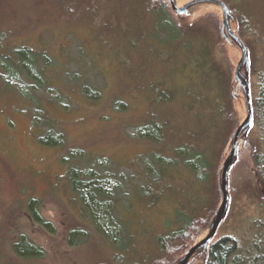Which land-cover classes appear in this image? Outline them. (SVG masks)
Masks as SVG:
<instances>
[{
  "label": "rangeland",
  "instance_id": "rangeland-1",
  "mask_svg": "<svg viewBox=\"0 0 264 264\" xmlns=\"http://www.w3.org/2000/svg\"><path fill=\"white\" fill-rule=\"evenodd\" d=\"M156 1H165L167 6L170 4L168 0H151ZM175 1L179 7L191 2ZM222 1L230 8V26L248 49L250 62L242 67V73L250 84L253 100L259 92L258 78L263 76L264 71V0ZM133 3L138 2H121ZM0 4H3L2 13H7L2 15L5 19L11 15L17 21L18 16L23 14L26 17L29 14L36 16L30 8L26 10L29 13H8L12 8L17 9L22 4L21 0H0ZM169 10L170 18L183 28L203 24L211 29L216 56L224 62L226 70L233 73L231 91L238 122L232 131L231 127L225 131V145L221 149L219 208L222 204V165L232 149L236 128L247 116L243 88L234 73L242 50L234 39L224 36V16L219 4L203 1L193 4L187 14L180 15L171 6ZM30 24H33V29L12 39L11 47L26 44L46 49L49 61H45L48 64L44 74H39L37 83L40 86L35 87L34 82L26 84L12 77L2 76L3 79H0V264H26L15 257L10 245L23 236L41 245L47 252L46 258L27 264H119L121 261L126 264L143 259L150 253L154 255V237L181 228V216L176 212L174 197L165 198L152 207L140 193L148 175L147 163L151 162L149 153L152 149L140 137V128L132 126L139 125L146 110L141 96L133 98V94L121 93L117 88L118 74L123 71L120 57L112 51L102 52L98 40L82 27L69 32L72 36L67 37L63 24L35 20ZM252 66L260 74L251 72ZM8 83L13 85V89ZM84 83L88 89H83ZM118 96L127 101L126 108L121 107ZM51 121L61 127L66 138L64 146L45 145L40 140L41 136H59L60 129L55 131ZM257 135V127L252 125L240 137L238 155L229 173L230 205L212 243L206 251L194 254L189 264H208L213 244L236 234L239 229H246L253 217L264 220V208L261 209L258 204L260 196L255 200L249 196L250 193L260 194L263 191L252 164ZM70 152L74 155L72 161ZM63 156L70 161L64 162ZM70 162L80 173L78 179L81 182H90L95 178L101 187L100 192L107 196V200H102L103 204L98 207H110L113 223L119 229L118 236L111 233L108 244L99 242L95 246L94 240H91L85 249H77L66 243L65 237L70 230L79 225L84 227V222L91 224L88 200L83 198L80 189L73 188L71 176L74 173L68 171ZM82 172H88L89 176H84ZM196 189L193 186V191ZM31 207L39 209V220L33 216ZM215 214L206 223L202 222V230L186 246L182 241L183 246L178 247V244L166 258L160 259L162 264H178L190 247L210 232ZM45 222H50V226H45ZM262 231L264 233V227ZM127 237L133 243L137 256L127 255Z\"/></svg>",
  "mask_w": 264,
  "mask_h": 264
},
{
  "label": "trees",
  "instance_id": "trees-1",
  "mask_svg": "<svg viewBox=\"0 0 264 264\" xmlns=\"http://www.w3.org/2000/svg\"><path fill=\"white\" fill-rule=\"evenodd\" d=\"M21 1L17 9L12 8L8 13H29L26 10L30 8L31 12H36V16L29 14L26 17L23 14L18 16L17 21L11 15L5 19L2 15L7 13H2L3 4H0V79H3L2 76L12 77L26 84L34 82L35 87L38 85L39 74H44L48 64L45 61H49L47 50L26 44L13 48L11 40L28 34L33 29V24H30L33 20L46 21L66 26L67 37L72 36L68 33L75 32L78 27L91 33L100 43L98 46L102 52L112 51L120 57L123 71L121 75L120 72L118 74L117 88L122 94H133V98L141 96L146 110L139 125L132 126L140 128V137L152 149L149 153L151 162L147 163L148 175L144 178L145 185L140 188V193L152 207L165 198L174 197L176 212L181 216V228L154 237V255L150 253L143 259L126 264H162L163 260L160 259L166 258L178 244V247L183 246L182 241L186 246L193 240L202 230V222L206 223L218 209V176L225 131L230 127L232 131L238 122L231 91L233 73L226 70L224 62L216 56L211 29L203 24L189 28L177 25L170 18L168 1L169 6L165 1L151 0H130L138 2L133 4H121L122 0ZM20 27L26 29L21 30ZM255 69V66L250 67L251 72L260 74ZM262 72L263 76L258 78L259 92L253 99V125L257 127L258 135L252 164L263 191L249 195L252 200L260 196L258 204L261 209L264 208ZM87 87L84 83L83 89ZM118 97L117 101L122 102L121 107L126 108L127 101ZM50 125L55 131L60 129L59 136H41L40 140L45 145L64 146L66 138L61 127L55 121H51ZM69 156L72 161L73 153L70 152ZM67 160L70 161V158L63 156V161ZM73 165V162L68 164V171L74 173L71 182L73 188L80 189L83 198L88 200L86 203L90 207L91 224L84 222V227L79 225L70 230L65 237L66 243L77 249H85L91 240H94L95 246L99 242L108 244L111 233L118 236L119 229L113 223L110 207H98L103 204L102 200H107V196L100 192L101 187L95 178L90 182H81L78 179L80 173ZM82 174L89 176L88 172ZM193 186L197 188L194 191ZM30 210L38 219L39 209L31 207ZM50 224L45 222V226ZM247 224L246 229H239L236 234L211 246L208 264H264V220L253 217ZM247 234L250 236L247 237ZM129 240L125 243L127 255L137 256ZM10 245L15 257L26 264L47 257L41 245L24 236L15 239Z\"/></svg>",
  "mask_w": 264,
  "mask_h": 264
},
{
  "label": "water",
  "instance_id": "water-1",
  "mask_svg": "<svg viewBox=\"0 0 264 264\" xmlns=\"http://www.w3.org/2000/svg\"><path fill=\"white\" fill-rule=\"evenodd\" d=\"M170 3V6H172V9L177 14H187L189 9L193 4L201 3L203 1L211 2V3H217L221 6L224 21H223V34L225 37L230 36L232 39H234L237 44L240 46L242 50V57L240 59V63L238 64L236 70H235V79L238 81L239 84H241L243 88V95L245 96V102L247 107V116L245 117V120L236 128L233 138H232V149L227 159L224 161L222 167V182H221V190H222V204L215 212V217L212 221V227L210 232L203 238L199 243L193 245L190 247V250L186 252V254L183 256V258L180 260L178 264H189L190 258L196 254L198 251L202 250V248H206L209 243L213 241V238L219 228V224L223 220L225 216V212L227 211L229 205H230V190L229 188V173L232 168L233 160L238 155L237 150L239 146V139L247 130L249 127L253 125L254 119H253V100L251 96V89L250 84L248 83V80L244 73H242V67L244 65H249V57H248V49L246 48L245 43L243 40L237 36V34L234 32L233 28L230 26V8L228 4H225L222 0H191V2H188L184 4L183 6H177L175 0H168Z\"/></svg>",
  "mask_w": 264,
  "mask_h": 264
},
{
  "label": "flooded vegetation",
  "instance_id": "flooded-vegetation-1",
  "mask_svg": "<svg viewBox=\"0 0 264 264\" xmlns=\"http://www.w3.org/2000/svg\"><path fill=\"white\" fill-rule=\"evenodd\" d=\"M211 243H212V242H211ZM211 243H209L208 246H207L206 248H202V250L206 251L207 248L209 247V245H210ZM202 250H200V251H202Z\"/></svg>",
  "mask_w": 264,
  "mask_h": 264
}]
</instances>
